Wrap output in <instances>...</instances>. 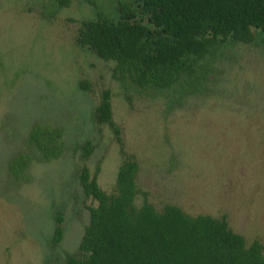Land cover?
<instances>
[{
	"label": "rangeland",
	"instance_id": "374dc122",
	"mask_svg": "<svg viewBox=\"0 0 264 264\" xmlns=\"http://www.w3.org/2000/svg\"><path fill=\"white\" fill-rule=\"evenodd\" d=\"M66 1L58 7L54 0H0V264H63L78 255L94 204L77 183L81 162L73 149L93 146L86 166L90 174L98 167L96 183L106 194L120 161L108 129L90 120L103 89L148 203L157 211L173 205L191 217L224 218L246 246L257 241L264 254V35L252 30L251 44L224 45L200 62L205 74L195 92L184 81L163 93L140 91L114 82L112 64L74 41L80 21L112 15L127 0ZM80 79L93 95L78 90ZM36 123L61 128L64 151L49 162L33 160L14 183L6 163L24 151ZM56 214L62 236L52 244Z\"/></svg>",
	"mask_w": 264,
	"mask_h": 264
},
{
	"label": "trees",
	"instance_id": "16d2710c",
	"mask_svg": "<svg viewBox=\"0 0 264 264\" xmlns=\"http://www.w3.org/2000/svg\"><path fill=\"white\" fill-rule=\"evenodd\" d=\"M58 7L66 0H54ZM112 15L80 21L74 41L103 62H110V78L140 91L163 93L182 81L190 92L204 80L200 62L211 59L224 45L251 44L252 30L264 35V0H127ZM199 74V75H198ZM201 76V77H199ZM79 91L93 95L84 79ZM91 123L108 129L120 158L109 194L96 183L99 169L90 174L86 163L93 152L88 142L73 149L81 162L75 171L87 207L77 256L63 264H264L257 241L245 245L224 218L191 217L173 205L155 210L140 191L138 164L123 147L120 128L112 119L110 93L100 90ZM95 126V127H96ZM59 127L33 124L24 139V151L6 163L14 183H20L33 160L44 163L64 151ZM139 198L140 203L135 204ZM62 219L54 217L51 242L61 240Z\"/></svg>",
	"mask_w": 264,
	"mask_h": 264
},
{
	"label": "flooded vegetation",
	"instance_id": "af4514ba",
	"mask_svg": "<svg viewBox=\"0 0 264 264\" xmlns=\"http://www.w3.org/2000/svg\"><path fill=\"white\" fill-rule=\"evenodd\" d=\"M247 97L245 98V101H244V107H245V109L246 108H248L249 106V104H250V100H249V92H248V94L246 95ZM251 107V106H250ZM235 112H241V110H237V111H235ZM243 112H244V110L241 112V114H243Z\"/></svg>",
	"mask_w": 264,
	"mask_h": 264
}]
</instances>
